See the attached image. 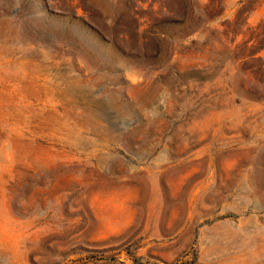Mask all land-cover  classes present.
Listing matches in <instances>:
<instances>
[{
  "label": "rangeland",
  "instance_id": "obj_1",
  "mask_svg": "<svg viewBox=\"0 0 264 264\" xmlns=\"http://www.w3.org/2000/svg\"><path fill=\"white\" fill-rule=\"evenodd\" d=\"M0 264H264V0H0Z\"/></svg>",
  "mask_w": 264,
  "mask_h": 264
}]
</instances>
